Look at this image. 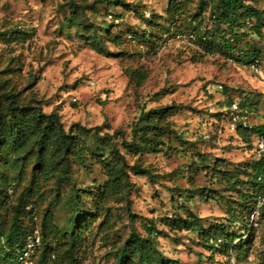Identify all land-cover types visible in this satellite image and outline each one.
<instances>
[{
	"label": "rangeland",
	"instance_id": "374dc122",
	"mask_svg": "<svg viewBox=\"0 0 264 264\" xmlns=\"http://www.w3.org/2000/svg\"><path fill=\"white\" fill-rule=\"evenodd\" d=\"M218 1L0 0V95L12 91L17 104L57 111L78 137L67 158L49 152L42 167L34 137L0 143L1 243L15 218L40 235L18 261L119 264L131 235L153 234L156 250L130 253L132 264H264V204L255 223L241 205L263 155L256 129L264 124V27L259 35L251 24L221 23ZM244 2L264 17V0ZM246 96L249 109L233 113L230 101ZM164 106H173L167 121L178 133L163 136L170 147L125 150L121 132L130 139L145 112ZM50 137L48 150L59 143ZM111 140L128 166L155 178L129 167L114 178L121 160ZM192 213L202 231L173 226ZM0 264L12 262L0 254Z\"/></svg>",
	"mask_w": 264,
	"mask_h": 264
},
{
	"label": "trees",
	"instance_id": "16d2710c",
	"mask_svg": "<svg viewBox=\"0 0 264 264\" xmlns=\"http://www.w3.org/2000/svg\"><path fill=\"white\" fill-rule=\"evenodd\" d=\"M76 12V10H74ZM118 15L119 14H115ZM214 17L220 20L221 23L228 24L231 27L240 26L241 23L245 25L248 20H251L250 28H252L256 34L262 35V28L264 27L263 11L251 7L249 4H245L244 0H219L217 9L215 10ZM73 25L77 23V18L69 19ZM107 26L104 30H107ZM210 38V37H209ZM248 59V58H247ZM260 62L259 57L253 58V63ZM3 95V96H2ZM4 97L7 106H2V99ZM17 94L12 91L3 92L0 95V143L7 140L9 137L16 136L15 143H23L30 141L34 137V142L31 147L35 146L38 152L36 157V167H42L45 156L49 152H60L62 151L61 159L67 158L69 152L74 148L78 137L72 132L67 131L61 122L60 115L57 111L51 113H45L41 106H34L32 104L20 105L16 103ZM251 98L246 96L242 101L239 102L241 109L251 106ZM232 101H230V106ZM173 106L156 107L145 112L141 118L133 125L131 130V137L127 139L125 132H121L122 145L125 150H129L134 154L138 153H158L166 147H170V144L166 143L163 136H169L171 134L177 135V131L171 128L170 122L167 121L168 116L171 113ZM241 127L245 129H253L254 126L246 125ZM100 129V128H97ZM259 132L260 138L264 139V124L256 129ZM97 135L98 131L96 130ZM95 132V133H96ZM51 134V139L57 140L59 143L53 149H49L48 139ZM120 133L117 130L113 135L106 133L105 136L114 139ZM104 138V137H103ZM14 143L15 149L19 146ZM110 146L115 151L119 159L120 164L115 168V176L121 179L125 167H129L134 171H138L139 174L147 176L149 179H154L155 174L148 168L135 164L128 166L125 155L120 151L119 143L111 140ZM108 143L106 142L105 145ZM264 170V154L254 164V178L251 180L249 176L248 181L252 183L251 187L253 191L248 196V193L242 195L245 197L243 201L245 207L248 210V217L253 212L256 204V197L264 189V183L259 182L257 177ZM64 175L68 176L67 166L63 167ZM126 175L129 174L126 172ZM124 183V182H123ZM80 199L79 196L76 197ZM72 198V201H75ZM18 218H15L12 232L13 234L8 239L1 243L0 239V254L4 258H10L12 264H23L18 261V254H21L26 246L28 237L34 233V227L32 230H22ZM249 223L250 220H249ZM173 226L179 230L186 231H202L201 218L196 214L192 213L187 218L176 217L174 219ZM224 226H218L216 233L223 232ZM154 232V231H153ZM152 232V233H153ZM2 233H0V236ZM153 235V234H152ZM150 235L148 237H141L139 235H131L126 244L120 250V256L118 259L119 264H132L129 255L130 253H139L141 258L146 252H153L156 250L154 244V238ZM213 242L218 243L221 238L213 235ZM232 238H235L233 235ZM224 242L221 244L223 245ZM218 245V244H217ZM216 247V246H212ZM141 264L149 263L147 260H143ZM170 264H178L175 260H169ZM41 264H46L45 262Z\"/></svg>",
	"mask_w": 264,
	"mask_h": 264
},
{
	"label": "built area",
	"instance_id": "2783aa9c",
	"mask_svg": "<svg viewBox=\"0 0 264 264\" xmlns=\"http://www.w3.org/2000/svg\"><path fill=\"white\" fill-rule=\"evenodd\" d=\"M248 24H251V20L247 21ZM253 68L256 71H259V63L255 62L253 63ZM222 88V86H220ZM230 109L232 110L233 113L235 112H240V106L239 103L234 102L231 106ZM242 110V109H241ZM239 114H237L235 116L238 117ZM263 123H264V115H263ZM245 125H247V123H245ZM259 148L260 151L264 154V139H261L259 142ZM257 180L259 182L264 183V170L262 173H260L257 177ZM264 204V189L259 193L258 195V200L256 199V206L255 209L253 210V212L250 214V219L252 222H257L259 219V215H260V208L261 206ZM40 242V235H39V231L37 229H35L34 233L32 236H30V238L28 239L25 249L21 254V259H27L30 256V253L33 252V250L35 249L36 245Z\"/></svg>",
	"mask_w": 264,
	"mask_h": 264
}]
</instances>
